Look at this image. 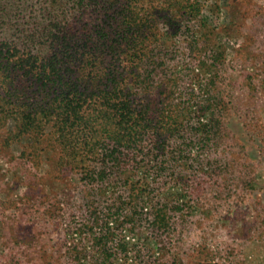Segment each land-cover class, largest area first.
I'll return each mask as SVG.
<instances>
[{
  "label": "rangeland",
  "instance_id": "rangeland-1",
  "mask_svg": "<svg viewBox=\"0 0 264 264\" xmlns=\"http://www.w3.org/2000/svg\"><path fill=\"white\" fill-rule=\"evenodd\" d=\"M158 1L156 14L176 21L161 19L154 37L171 73L223 108L215 144L184 170L166 159L163 172L131 169L116 201L108 183L89 195L53 138L1 128L0 264H264V0H195L185 14L183 0Z\"/></svg>",
  "mask_w": 264,
  "mask_h": 264
},
{
  "label": "trees",
  "instance_id": "trees-1",
  "mask_svg": "<svg viewBox=\"0 0 264 264\" xmlns=\"http://www.w3.org/2000/svg\"><path fill=\"white\" fill-rule=\"evenodd\" d=\"M155 2L0 0V129L53 138L89 195L108 183L114 199L125 200V191L116 193L125 173L152 162L163 172L162 159L184 170L219 135L215 94L200 82L180 86L165 43L154 39L161 19L176 22L168 10L157 15ZM178 3L184 14L198 9L195 0ZM183 110L192 119H182ZM168 203L152 213L159 228L168 225ZM101 231L109 233L107 223Z\"/></svg>",
  "mask_w": 264,
  "mask_h": 264
}]
</instances>
